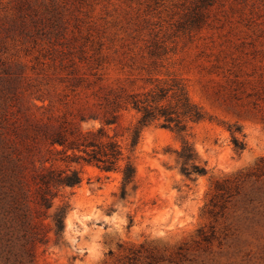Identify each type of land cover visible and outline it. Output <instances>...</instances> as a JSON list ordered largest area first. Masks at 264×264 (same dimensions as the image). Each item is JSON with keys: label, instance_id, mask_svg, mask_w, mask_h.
I'll list each match as a JSON object with an SVG mask.
<instances>
[{"label": "rangeland", "instance_id": "374dc122", "mask_svg": "<svg viewBox=\"0 0 264 264\" xmlns=\"http://www.w3.org/2000/svg\"><path fill=\"white\" fill-rule=\"evenodd\" d=\"M174 80L204 113L186 139L208 174L181 175L182 140L159 124L132 148L139 115L121 111L108 132L135 189L123 201L119 173L85 167L65 191L64 238L49 232L33 264H264V0H0V87L14 110L41 93L62 107L71 85L126 95Z\"/></svg>", "mask_w": 264, "mask_h": 264}, {"label": "trees", "instance_id": "16d2710c", "mask_svg": "<svg viewBox=\"0 0 264 264\" xmlns=\"http://www.w3.org/2000/svg\"><path fill=\"white\" fill-rule=\"evenodd\" d=\"M11 81L12 77H7L2 82ZM77 81L91 83L86 77ZM100 82L102 79L97 77L94 85ZM71 86L73 89L64 95V101L60 100L62 107H57L49 93H41L35 99L30 98L40 105L32 102L18 110H14L15 97L0 87V261L3 264H33L34 251L38 245L48 244L49 232L54 233L58 242L64 238L71 208L65 200V191L73 192L82 185L85 167H95L106 174L119 173L123 201L129 189H135L136 167L125 157L116 136L108 132V128L118 124L123 110L131 108L139 115L132 148L143 129L159 124L182 140V147L176 153L181 175L195 182L208 174L206 164H202L194 146L186 139L189 125L204 120V113L190 100L179 81L126 95L122 91H94L86 96ZM90 98L94 100L92 104ZM83 99L88 107L69 109L70 101ZM91 121H99L100 126L85 128L84 124ZM233 142L237 152L244 151V145L237 139Z\"/></svg>", "mask_w": 264, "mask_h": 264}]
</instances>
